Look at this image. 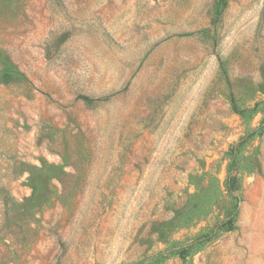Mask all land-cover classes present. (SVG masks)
<instances>
[{
	"label": "rangeland",
	"instance_id": "374dc122",
	"mask_svg": "<svg viewBox=\"0 0 264 264\" xmlns=\"http://www.w3.org/2000/svg\"><path fill=\"white\" fill-rule=\"evenodd\" d=\"M0 264H264V0H0Z\"/></svg>",
	"mask_w": 264,
	"mask_h": 264
},
{
	"label": "trees",
	"instance_id": "16d2710c",
	"mask_svg": "<svg viewBox=\"0 0 264 264\" xmlns=\"http://www.w3.org/2000/svg\"><path fill=\"white\" fill-rule=\"evenodd\" d=\"M83 99L85 100V102L90 103V100H89V99H87V98H83ZM257 130H258V129L252 131V132L249 133L247 136L253 135Z\"/></svg>",
	"mask_w": 264,
	"mask_h": 264
}]
</instances>
